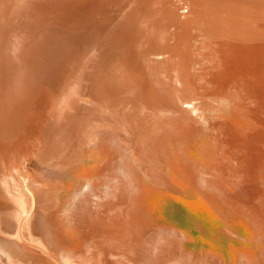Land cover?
Masks as SVG:
<instances>
[{
  "label": "bare ground",
  "instance_id": "obj_1",
  "mask_svg": "<svg viewBox=\"0 0 264 264\" xmlns=\"http://www.w3.org/2000/svg\"><path fill=\"white\" fill-rule=\"evenodd\" d=\"M207 109L264 113V0H0V254L61 264L49 213L90 144L133 190L142 179L172 190L168 149L201 137ZM195 186L264 243V220ZM126 204L118 229L83 218L135 256L151 232L133 194ZM167 214L183 218L171 204ZM158 233L183 264H200L182 252L184 236ZM239 264H264V249Z\"/></svg>",
  "mask_w": 264,
  "mask_h": 264
},
{
  "label": "rangeland",
  "instance_id": "obj_2",
  "mask_svg": "<svg viewBox=\"0 0 264 264\" xmlns=\"http://www.w3.org/2000/svg\"><path fill=\"white\" fill-rule=\"evenodd\" d=\"M199 78L208 80L209 75L204 73ZM206 111V129L201 137L180 146L172 143L168 149L167 178L174 187L172 190L144 179L133 190L117 169L100 166L103 158L100 147L90 144L85 148V161L65 182L58 205L49 213L46 235L55 240L61 264H183L173 244L162 240L159 230L184 236L182 252L200 264H206L205 259L212 255L221 264H239L240 255L253 260L257 257L264 249L262 233L242 216L226 218L195 183L197 180L202 184V189H217L218 195L234 206L248 208L264 220V113L247 114L245 119L238 113ZM187 160L197 165L196 175L185 172ZM132 194L141 206L143 229L151 232L135 256L117 242L106 244V236L87 230L83 218L86 213L99 221L98 226L118 229L116 220ZM170 204L180 211L182 220L178 216L169 219ZM189 208L198 215H191ZM223 228L235 235L226 237ZM207 261L219 264L213 258ZM0 264H8L1 254Z\"/></svg>",
  "mask_w": 264,
  "mask_h": 264
},
{
  "label": "trees",
  "instance_id": "obj_3",
  "mask_svg": "<svg viewBox=\"0 0 264 264\" xmlns=\"http://www.w3.org/2000/svg\"><path fill=\"white\" fill-rule=\"evenodd\" d=\"M189 211L195 216L198 215L197 211L192 208H189Z\"/></svg>",
  "mask_w": 264,
  "mask_h": 264
}]
</instances>
